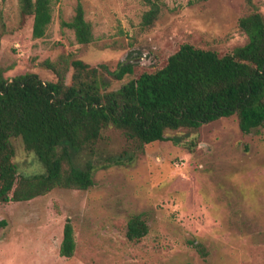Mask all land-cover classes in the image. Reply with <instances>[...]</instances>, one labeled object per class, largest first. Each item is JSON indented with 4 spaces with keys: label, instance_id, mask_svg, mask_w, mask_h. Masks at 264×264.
<instances>
[{
    "label": "rangeland",
    "instance_id": "1",
    "mask_svg": "<svg viewBox=\"0 0 264 264\" xmlns=\"http://www.w3.org/2000/svg\"><path fill=\"white\" fill-rule=\"evenodd\" d=\"M78 2L93 29L87 46L60 28ZM159 2L155 24L141 29L148 7L138 0H58L46 35L34 39L32 18L19 15L17 0H0V66L8 79L30 73L55 82L42 62L69 56L97 69L102 93L114 92L161 69L182 44L231 53L247 41L238 20L255 9L264 18V0H251L253 7L247 0ZM127 63L132 74L114 79L111 73ZM104 135L114 153L125 148L119 132ZM165 137L130 162L96 168L86 191L57 188L0 204V264H264V126L243 134L228 117ZM11 143L18 174L44 173L20 138ZM136 214L148 233L129 242L127 221ZM67 218L75 240L71 258L59 255Z\"/></svg>",
    "mask_w": 264,
    "mask_h": 264
},
{
    "label": "trees",
    "instance_id": "2",
    "mask_svg": "<svg viewBox=\"0 0 264 264\" xmlns=\"http://www.w3.org/2000/svg\"><path fill=\"white\" fill-rule=\"evenodd\" d=\"M57 1L17 0L19 15L32 18L34 39L46 35ZM138 1L148 7L140 27L149 29L161 3ZM247 3L252 6L251 0ZM238 27L247 41L231 53L219 56L182 44L161 69L108 93L101 92L105 85L99 83L96 68L69 56L42 62L55 82L30 73L8 79V70L0 66V204L30 201L57 188L86 191L94 184L96 168L132 161L146 145L165 141L167 131L196 130L228 117L236 118L243 134L264 126V18L255 9L238 20ZM60 28L72 31L80 46L93 42L80 2L70 20L60 19ZM132 67L121 65L111 75L121 80L132 74ZM110 130L125 142L120 152L108 148L104 134ZM12 138H20L24 149L36 156L43 174H18ZM147 233L142 215H131L126 239L138 242ZM74 251L73 225L67 218L59 255L71 258ZM199 252L204 254L202 248Z\"/></svg>",
    "mask_w": 264,
    "mask_h": 264
}]
</instances>
